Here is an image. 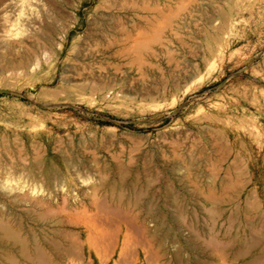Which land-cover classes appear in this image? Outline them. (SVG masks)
I'll list each match as a JSON object with an SVG mask.
<instances>
[{
    "label": "rangeland",
    "instance_id": "rangeland-1",
    "mask_svg": "<svg viewBox=\"0 0 264 264\" xmlns=\"http://www.w3.org/2000/svg\"><path fill=\"white\" fill-rule=\"evenodd\" d=\"M178 249L264 264V0H0V264Z\"/></svg>",
    "mask_w": 264,
    "mask_h": 264
},
{
    "label": "crops",
    "instance_id": "crops-1",
    "mask_svg": "<svg viewBox=\"0 0 264 264\" xmlns=\"http://www.w3.org/2000/svg\"><path fill=\"white\" fill-rule=\"evenodd\" d=\"M183 214H184V209L182 207H178L177 211L175 212V216L172 218V221L176 225V229L179 231L178 235L182 233L180 231L184 227V225L181 222ZM189 248H190V243H189ZM169 252L171 256L168 258V261H170L171 264H190V257L186 258L185 255H183V251L181 249H178L177 251L171 250Z\"/></svg>",
    "mask_w": 264,
    "mask_h": 264
}]
</instances>
